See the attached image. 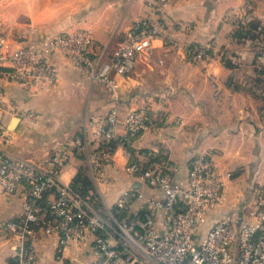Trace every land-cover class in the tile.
Masks as SVG:
<instances>
[{"label":"crops","instance_id":"crops-1","mask_svg":"<svg viewBox=\"0 0 264 264\" xmlns=\"http://www.w3.org/2000/svg\"><path fill=\"white\" fill-rule=\"evenodd\" d=\"M149 1L0 0V32L25 41L88 29L109 53L134 20L154 16ZM243 3L182 0L166 8L162 20L179 47L155 39L151 57L138 55L132 72L118 78L121 117L131 108L160 110L166 122L127 148L118 146L101 178L92 174L90 156L98 142L86 120L90 114L107 111L110 97L101 84L90 81L61 54L51 56L58 67V80L51 90L35 93L17 84L6 85L20 108L38 114L34 121L7 119V152L45 166L55 154L64 155L60 181L84 177L92 185L101 215H107L126 189H135L144 198L161 196L159 188L125 175L130 155L155 149L160 158L176 166L175 179L184 181L191 156L212 151L227 195L225 204L212 215L242 216L253 203L255 189L264 184V77H260L264 55L258 53V45L264 43V0L249 10ZM248 12L257 24V36L246 34L249 25L242 19ZM22 18L30 26L25 33L18 31L25 25ZM185 42L207 44L210 56L201 62L187 60L182 50ZM24 196L21 185L10 194L0 191V264H11L14 242L2 225L20 212ZM139 202L131 200V210ZM55 244L54 236L38 239L35 264H86L91 259L90 241L68 245L61 258L55 255Z\"/></svg>","mask_w":264,"mask_h":264},{"label":"built area","instance_id":"built-area-1","mask_svg":"<svg viewBox=\"0 0 264 264\" xmlns=\"http://www.w3.org/2000/svg\"><path fill=\"white\" fill-rule=\"evenodd\" d=\"M177 1L182 0H150L154 16L134 20L109 53L88 29L25 41L0 32V191L10 194L20 185L25 188L20 212L2 225L14 241L11 264H35V242L42 236L56 237L57 258L68 245L90 241L91 259L86 264H264V184L255 189L253 203L242 216L232 212L214 217L227 195L212 151L191 156L184 181L175 179L176 166L155 149L130 155L125 175L159 188L161 196L144 198L129 188L117 196L107 215H101L90 183L60 181L64 155L55 154L45 166L12 157L5 147L10 138L8 118L38 117L33 110L20 108L6 85L35 93L51 90L58 80L53 54H61L109 94L107 111L86 120L98 142L90 156L95 178L102 177L118 146L127 148L136 138L161 128L167 116L160 110L131 108L121 117L118 78L132 72L138 55L151 57L155 39L179 47L162 20L166 8ZM243 2L249 10L258 0ZM182 50L191 62L210 56L207 44L185 42ZM134 198L140 202L131 210Z\"/></svg>","mask_w":264,"mask_h":264},{"label":"trees","instance_id":"trees-1","mask_svg":"<svg viewBox=\"0 0 264 264\" xmlns=\"http://www.w3.org/2000/svg\"><path fill=\"white\" fill-rule=\"evenodd\" d=\"M243 22L245 25H249V28L248 30L246 31V34H249L251 36H257V33H255V29L257 28L256 27V22L253 21V18L251 17V14L248 12L244 15L243 17ZM244 30V29H243ZM255 33V34H254ZM239 35H241V32L239 33ZM76 181H80V182H83V184L85 185H88L89 182L84 178L82 177L81 175H78L76 178H75Z\"/></svg>","mask_w":264,"mask_h":264},{"label":"rangeland","instance_id":"rangeland-1","mask_svg":"<svg viewBox=\"0 0 264 264\" xmlns=\"http://www.w3.org/2000/svg\"><path fill=\"white\" fill-rule=\"evenodd\" d=\"M139 19H141V18H139ZM25 21V25L24 26H22V27H20V29H18V31L20 32V33H25V32H23V30L24 29H29L30 28V26H28V21L27 20H24V18H22V22H24ZM11 29V28H10ZM16 29V28H15ZM0 30H3V28H1L0 27ZM5 30V29H4ZM28 32V31H27ZM23 38L24 37H19V38H17V39H19V40H23ZM263 40V39H262ZM263 52V53H262ZM258 53L260 54V55H264V43H260L259 45H258ZM264 61V60H263ZM263 64V63H262ZM262 70V75H260V77H264V69H261Z\"/></svg>","mask_w":264,"mask_h":264},{"label":"water","instance_id":"water-1","mask_svg":"<svg viewBox=\"0 0 264 264\" xmlns=\"http://www.w3.org/2000/svg\"><path fill=\"white\" fill-rule=\"evenodd\" d=\"M16 118V117H15ZM139 264V263H138Z\"/></svg>","mask_w":264,"mask_h":264}]
</instances>
